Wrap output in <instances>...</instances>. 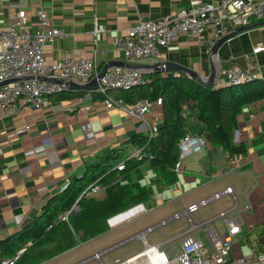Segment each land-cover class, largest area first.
<instances>
[{
  "label": "crops",
  "instance_id": "1",
  "mask_svg": "<svg viewBox=\"0 0 264 264\" xmlns=\"http://www.w3.org/2000/svg\"><path fill=\"white\" fill-rule=\"evenodd\" d=\"M191 1L0 0V29L9 26L21 9L27 10L30 26L37 29L40 22L38 10L43 9L49 14L52 23L68 34L64 38L47 42L45 54L49 61L89 56L96 58L99 71L109 62L151 65L169 61L208 76L211 69L209 51L216 41L210 31L207 32V44L204 46L182 37L164 47L159 56L137 61L127 60L113 42L117 34L127 33L140 18L157 20L167 14H177L184 7H189ZM203 1L220 4L223 0ZM248 26L250 28L239 32L219 48L215 64L218 71L231 66L256 71L257 79L243 85L247 88L262 87L264 50L253 54L251 58L260 63L259 70L250 67V60L245 58V54L258 46H264V19H254ZM237 28L239 27L230 24L229 33ZM142 70L146 79L145 84L136 87L138 97L149 90L157 76L165 77L172 73L177 77L191 78L176 70L158 72L151 67H142ZM227 85L226 79L220 77L215 83V87ZM119 93L120 90L110 91L114 97ZM101 97L96 89L66 88L51 95L48 106L37 107L20 98L15 113L5 114L0 111V239L15 234L24 224L39 216L44 204L62 191L68 182L82 175L89 164L105 162L114 151L131 155L138 149L133 141L135 134L150 135L152 129L156 131L155 135L158 134L163 123L161 99L153 101L151 111L144 117H133L119 108H105ZM87 105L91 108L86 109ZM184 115L186 133L203 135L206 144L187 156L190 161L184 160L181 172L174 170L176 181L172 184L157 182L156 173L150 165H141V183L147 184L152 190L148 200L143 203L147 207L150 204L148 212H158V217L146 223V226L182 210L203 196L234 185L239 200L235 215L241 218L242 231L234 243L231 257L247 255L254 260L258 254L264 253V99L249 105L238 116V127L233 139L236 143H244L247 151L235 158L228 157L227 152L213 142L212 133L205 129L199 119L193 101L185 104ZM89 122L94 132L91 137L86 136L83 129ZM38 146H43L44 150L27 154V151ZM93 195L98 199H105V187L100 185V189ZM231 204L232 200L225 197L201 209L196 219L213 216L220 210L229 208ZM139 215L115 226L109 224V217L103 233L41 264H54L63 258L67 259L58 264H70L114 244L146 227H122L125 222L135 221ZM218 224L221 228L224 227L222 220ZM187 226L185 218L172 221L158 229H161L160 239L153 234L156 230L150 233L153 234L152 238L148 235V240L173 254L181 249L180 238L170 242L168 240ZM195 236L203 240L211 250L210 240L204 231L195 232ZM135 241H140L143 246L141 240ZM131 243L133 241L116 250H122ZM86 246H89L88 251L70 256ZM117 259L110 264H114Z\"/></svg>",
  "mask_w": 264,
  "mask_h": 264
},
{
  "label": "built area",
  "instance_id": "2",
  "mask_svg": "<svg viewBox=\"0 0 264 264\" xmlns=\"http://www.w3.org/2000/svg\"><path fill=\"white\" fill-rule=\"evenodd\" d=\"M38 15L40 22L37 29L30 26L26 9L19 10L10 25L0 29V82L13 80L0 86V111L5 114L15 113L20 98L25 103L37 107L48 106L51 95L67 88L64 84L42 80L43 76L86 83L99 72L98 61L89 56H73L49 61L45 54L47 42L64 38L68 34L52 23L45 10L39 9ZM254 19H264V0H223L220 4L192 0L189 7H184L177 14H167L157 20L140 18L127 33L117 34L113 42L127 60L150 59L159 56L164 47L182 37L204 46L207 44V32L210 31L217 40L229 33L230 24L235 27L248 26ZM262 50L264 46H258L252 52L245 54V58L250 60V67L255 70L260 69V63L252 61V55ZM257 75L256 71L252 72L242 66L222 68L218 72V78L226 79L228 85L234 86L251 82L257 79ZM144 82V73L141 69L113 66L103 76L96 90L105 95L103 99L105 108H119L129 116L144 117L151 111L153 101L148 98H138L133 102H126L110 94L111 90H131ZM85 108L90 109L91 106L87 105ZM83 129L86 136L94 135L90 122L86 123ZM155 134L156 131L152 129L150 136L153 137ZM205 144L206 139L203 135L186 133L179 141L178 160L174 170L181 172L185 158L203 148ZM43 150V146H38L27 151V154L31 155ZM133 156L141 158L142 148H138ZM122 167L123 165L120 164L119 168ZM99 189L100 185L94 183L84 193L92 194ZM225 197L232 200L229 208L222 209L208 218L196 219L201 209ZM238 205L235 186H225L191 202L182 210L70 264H88L94 261L98 264H106L104 258L108 253L136 239L142 241V250L125 260L117 259L114 264H264V253L258 254L254 260L247 255L231 257L234 243L242 231L241 218L235 215ZM148 211L146 204L141 202L111 216L108 222L111 226H115ZM181 218L186 219L188 226L168 240L170 242L180 238V251L169 254L159 244L149 242L150 233ZM219 220H222L224 227L219 226ZM197 231L206 233L211 243V250L203 240L195 236ZM17 258L18 256L7 259L3 264H15Z\"/></svg>",
  "mask_w": 264,
  "mask_h": 264
},
{
  "label": "trees",
  "instance_id": "3",
  "mask_svg": "<svg viewBox=\"0 0 264 264\" xmlns=\"http://www.w3.org/2000/svg\"><path fill=\"white\" fill-rule=\"evenodd\" d=\"M136 91V87L120 90L116 98L126 102L138 98L161 99L163 108V123L157 135L133 136L137 148H142L141 158L133 153L125 155L114 151L105 162L89 164L82 175L68 182L44 204L39 216L15 234L0 239V264L16 256L15 264H41L103 233L109 217L148 200L151 195V188L141 183L143 164H149L154 170L157 182L174 183L178 145L186 134L187 102H194L199 119L212 133L213 142L221 146L228 157L235 158L247 151L244 143L233 139L238 116L249 105L264 99V84L251 88L243 84L208 88L192 78L172 73L157 76L149 90L139 97ZM94 183L105 187V199L84 193Z\"/></svg>",
  "mask_w": 264,
  "mask_h": 264
},
{
  "label": "water",
  "instance_id": "4",
  "mask_svg": "<svg viewBox=\"0 0 264 264\" xmlns=\"http://www.w3.org/2000/svg\"><path fill=\"white\" fill-rule=\"evenodd\" d=\"M250 28V26H241L237 28L236 30L224 35L223 37L217 39L213 46L210 49V74L208 76H203L201 73L192 70L190 68L184 67L182 65L173 63V62H156L151 65H132V64H127L125 62H109L107 63L90 81L86 83H81L72 79H59L55 77H47L43 76L41 77L42 80L45 81H50V82H55L59 84H64L67 88L75 89V90H92L96 89L99 85V82L102 80L103 76L106 74L109 68L113 66H127V67H132V68H138L142 70V67H151L158 72H164L166 70H176L179 72H184L188 74L192 79L196 80L200 84L204 85L205 87L212 88L215 87L216 80L218 79V68L215 64V59L217 58L218 50L219 48L230 38L238 34L239 32L246 30ZM143 71V70H142ZM144 73V72H143ZM13 80H7L4 82H0V86L7 84ZM144 83L138 84L136 87L142 86Z\"/></svg>",
  "mask_w": 264,
  "mask_h": 264
},
{
  "label": "rangeland",
  "instance_id": "5",
  "mask_svg": "<svg viewBox=\"0 0 264 264\" xmlns=\"http://www.w3.org/2000/svg\"><path fill=\"white\" fill-rule=\"evenodd\" d=\"M187 161L188 162L190 161L189 157H187L185 159V162H187ZM148 208H150V204L148 205ZM157 214H158V212H155L153 210V211H150L148 213L139 215L138 218L135 219V221L125 222L124 224H122V227H124V226L128 227L129 226L128 229L137 228V227H140V226L144 227V226H146V223H148L149 221L157 218L158 217ZM153 234H155V236L158 235V238L160 239L161 238V229L157 230ZM153 234H151V235L149 234L150 235L149 237L152 238ZM142 247L143 246L141 245L140 241H135V242L133 241V243L129 244L128 246H126L122 250L120 249V250L112 251V253H110L109 255L105 256L104 260H105L106 264L113 263L114 260L117 259V258L120 259V260H124L127 257H129L130 255H132L133 253L138 252L139 250H141ZM88 249H89V246L80 248L77 251H75L74 253H72L70 256L73 257V256H76V255L83 254L84 251H88ZM63 259L65 260L67 258H63ZM63 259L58 260L59 262L58 261L54 262V264H58V263L64 262ZM88 264H98V262L94 261V262H90Z\"/></svg>",
  "mask_w": 264,
  "mask_h": 264
}]
</instances>
